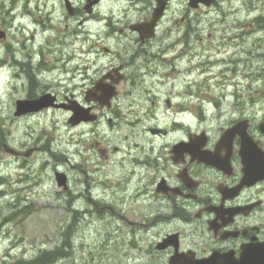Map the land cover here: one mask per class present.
<instances>
[{"label":"flooded vegetation","instance_id":"af4514ba","mask_svg":"<svg viewBox=\"0 0 264 264\" xmlns=\"http://www.w3.org/2000/svg\"><path fill=\"white\" fill-rule=\"evenodd\" d=\"M64 1L68 15L78 18L86 46L78 45L72 57L63 53L64 43L61 42L59 52H54L51 47L49 52L39 53L40 58L36 62L29 51L23 54V58L13 52L9 59L2 60L0 69L3 65L6 67L1 72L7 74L9 69L13 70L11 80L22 82V87L28 91L25 97L16 100L13 116L20 119L49 110H65L71 116V106L79 104L90 108V116H97L95 121H82L77 126L106 119L112 128L125 118L115 109L121 85L130 82V88L137 87L138 70L132 67L134 62L161 57L162 61H157L160 66H171L176 62L174 76L171 70H168L171 72L169 75H165L177 79L188 75V85L177 89V100H165L168 109L176 104L171 120L160 117L165 125L171 127L158 122L149 131L157 138H167L174 130L180 131L181 136L168 141H154L152 138L151 146H143V150L137 145L130 151L132 155L126 162L128 166L133 163L135 169L145 167L143 178L151 181L152 186L145 182L136 192L142 195V208H159L153 215V223H147L156 229L158 235L153 242L154 249L167 254L164 258L168 264H198L213 253L217 255L219 264H232L224 260L238 262L246 250L252 252L253 258H264V0H260L263 14L255 15L253 19L249 16L235 20H231L232 15L247 12L241 9L242 0H127L128 6L120 12V17L112 13L104 20H95L104 0L94 3L91 12L85 4L95 0H85L84 5H77L73 0ZM255 1L252 0V9L256 7ZM29 2L22 13L12 10L10 15L13 17L9 16L6 21V25L10 19L13 21L12 25H7L10 29L15 30L19 16L31 18L33 11ZM161 6L163 13L154 23L153 30L143 26L152 21L154 11ZM114 17L118 20L114 21ZM48 18L52 20L51 16ZM35 22L41 24L43 20ZM91 22L95 25L91 26ZM23 27L26 30V26ZM0 31L3 33L0 42L7 40L8 29L0 27ZM117 33L127 41L123 45L120 43L121 52L108 44V37ZM161 37L172 40L160 47L157 41ZM206 39L211 42H204ZM171 53V56L175 54L173 59L168 56ZM109 55H112V60L99 68L100 60L104 62ZM196 55L209 62L221 61L214 67L202 65L214 75L207 76L206 81L202 78L204 73L188 69ZM46 56L57 62L53 63V59L48 63ZM168 58L171 60L166 62ZM184 58L186 64L180 67L178 61ZM9 61L12 63L8 65ZM243 62L245 68L241 72L239 67ZM233 64L234 71L231 69ZM192 74L199 79L194 78L192 82L189 79ZM241 74L246 80L245 85L240 80L236 81ZM201 86L204 90L198 89ZM58 87L66 93L56 91ZM78 87L82 88L80 94L75 92ZM111 89L115 95L110 105H101L98 99L102 98L104 91ZM130 93L132 91L127 92L128 95ZM45 96L52 100L49 108L34 113H18L19 101ZM132 111V108L124 111V116L129 118V131L139 121H132ZM153 116L157 119V114ZM192 119L207 124L193 130ZM214 122L218 125L215 131L209 126ZM152 129L163 131L152 133ZM12 149L13 157L24 154L27 157L32 153V150L24 153L14 147ZM108 152V148L100 149L107 160ZM139 153H142V158ZM135 155L138 160L134 159ZM24 180L25 177L20 178L19 182ZM128 180V175H125L117 185L123 183L125 186ZM26 187V184L21 186L23 189ZM136 192L132 190L133 195ZM18 199L25 201L27 198L19 196ZM168 223L173 225L172 229H161ZM171 234H176V237L169 240L166 247L161 246L167 243V236ZM175 256L179 258L171 262Z\"/></svg>","mask_w":264,"mask_h":264},{"label":"rangeland","instance_id":"374dc122","mask_svg":"<svg viewBox=\"0 0 264 264\" xmlns=\"http://www.w3.org/2000/svg\"><path fill=\"white\" fill-rule=\"evenodd\" d=\"M27 1L0 0V4H5L0 6V27L9 31V38L0 42V62L9 59L13 52L23 58L28 51L36 62L39 53H47L51 47L54 52H59L61 42L64 43L63 53L68 54L66 57H72L78 45L86 46L78 18L68 15L64 0H30L31 18L19 16L15 30L10 29L7 25H12L13 21L10 19L7 25L6 21L13 17L10 15L12 10L22 13ZM73 1L77 5L85 4V0ZM254 4L256 7L252 9V0H242L241 9L247 12L234 14L231 20L249 16L253 19L255 15L263 14L261 1ZM127 6V0H104L95 20H104L112 13L120 17V12ZM37 19L43 22L36 23ZM90 25L95 24L91 22ZM225 33L228 36L227 30ZM171 40L161 37L157 42L164 47ZM126 42L119 33L108 37V44L118 52H121L120 43ZM204 42L211 41L206 39ZM45 58L48 63L54 59L51 56ZM161 59H137L134 62L132 67L138 70L137 87L130 88V82L121 85L115 109L125 118L112 128L106 119L95 124L72 126L68 123L70 114L65 110H49L20 119L14 117L16 100L25 97L28 91L22 87V82L11 80L13 70L9 69L7 74L0 70V176L4 177L0 178V264H168L164 258L167 254L154 249L153 242L158 238L156 229L147 225L153 223V215L159 208H142V195L136 192L145 182L152 186L149 179L143 178L146 168L135 169L133 163L130 166L126 163L132 155L130 151L137 145L143 150V146H151L152 138L168 141L181 136L180 131L174 130L176 133L172 132L167 138H157L149 131L158 122L171 127L165 125L162 118L171 120L176 104L168 109L165 100H177V89L189 82L188 75L179 79L172 77L176 73V62L171 66H160L157 61ZM110 60L112 55L104 62L100 60L99 68ZM56 62L54 59L53 63ZM184 64L185 58L178 61L180 67ZM239 68L243 72L245 63ZM168 70L173 72L172 76L165 75ZM194 78L199 79V76L192 74L189 77L192 82ZM239 80L245 85L242 74L236 81ZM161 81H165L164 85ZM198 89L204 90L202 86ZM55 90L66 93L61 87ZM128 91L132 93L128 95ZM75 92L82 93V88L78 87ZM128 108L133 109L132 121L139 120L132 125V131L128 130L129 118L124 116ZM191 124L193 130H199L207 123L192 119ZM209 126L213 131L218 129L217 122ZM4 144L24 153L32 150V153L27 157L25 154L13 157ZM101 148L109 149L108 160L101 155ZM139 154L142 158V153ZM58 171L67 175V190L58 185ZM125 175L129 179L125 186L123 183L117 185ZM24 177V182H19ZM25 184L27 187L21 188ZM19 196L27 199L19 200ZM172 228L170 223L161 227Z\"/></svg>","mask_w":264,"mask_h":264},{"label":"water","instance_id":"95a60500","mask_svg":"<svg viewBox=\"0 0 264 264\" xmlns=\"http://www.w3.org/2000/svg\"><path fill=\"white\" fill-rule=\"evenodd\" d=\"M96 2H98V0L89 2L87 4L86 9L88 10V12L92 11L91 8H92L93 4ZM163 9H164L163 6L157 8L153 13L152 21L146 25H143V26L149 27L150 30H153L154 23L162 15ZM69 12L70 13L73 12L70 9V7H69ZM138 29H143V27H139ZM1 35L2 34L0 33V36ZM151 35L152 34H149V36H151ZM114 95H115V91L113 89H111L109 91H104L102 98H99L98 101H100L101 105H103V106L106 103H108V105H110V100ZM51 104H52V100L48 99L45 96V97H42V98L37 99V100H23V101L21 100L18 102L17 109H18L19 114L27 113V112H36V111H39L43 108L49 107ZM70 109H72L74 112L73 116L70 119V122L73 125L79 124L81 121H89V120L93 121L96 118L95 114L91 115V116L89 115L90 108H84L83 106H81L79 104L72 105ZM152 132H160V130L153 129ZM56 179L58 181L59 186L64 185L65 188H67V178H66V175L64 173L57 172L56 173ZM170 238H174V236H171ZM167 244H168V241H167V243L163 244V246L165 247V246H167ZM251 254H252L251 251L249 252L248 250H246L242 255V259L239 260L238 262H235V261L230 260V259H225L224 261L230 262L232 264H264V258H261L258 260L257 258L251 257L252 256ZM178 258H179V256H175L171 261H173V260L177 261ZM218 262H219V259H218L217 255H213L211 258L204 260V261H201L198 264H219Z\"/></svg>","mask_w":264,"mask_h":264},{"label":"bare ground","instance_id":"6f19581e","mask_svg":"<svg viewBox=\"0 0 264 264\" xmlns=\"http://www.w3.org/2000/svg\"><path fill=\"white\" fill-rule=\"evenodd\" d=\"M52 52V51H51ZM174 56H175V54L173 55V56H171L170 58L171 59H173L174 58ZM177 57V56H176ZM170 58H168V59H166V62H168L169 61V59ZM170 59V60H171ZM192 63H189V66H188V69H190V70H192V71H194V72H198V73H204V77H202L203 78V80H207L206 79V77L207 76H214V75H211V73H209V70H206V69H203V64L205 65V66H207V67H214V66H216V65H218V64H220L221 63V61H220V63H218V62H209V61H207V60H204V58H201L200 59V57H198L197 55L194 57V58H192ZM211 60H213V58H211ZM8 63V65L9 64H11L12 62L11 61H9V62H7ZM0 65H1V63H0ZM3 65V64H2ZM241 65H242V63H241ZM6 67V65H3V67ZM5 67L3 68V69H5ZM235 68V66H234V64L233 65H231V69H232V71H234V69L233 68ZM3 69L1 70V71H3ZM171 72L170 71H168L167 72V74L169 75ZM211 78H213V77H211ZM209 82H212V80H208ZM161 84H164V83H161ZM185 128V127H184ZM186 129V128H185ZM134 159H137L138 160V157H137V155H135L134 156ZM116 181H117V178L115 179ZM104 197H106V196H104Z\"/></svg>","mask_w":264,"mask_h":264}]
</instances>
